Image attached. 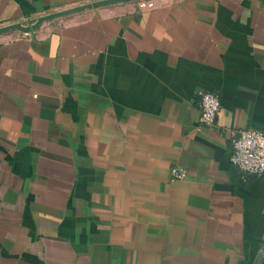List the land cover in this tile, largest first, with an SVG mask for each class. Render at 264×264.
Wrapping results in <instances>:
<instances>
[{"label":"crops","instance_id":"crops-1","mask_svg":"<svg viewBox=\"0 0 264 264\" xmlns=\"http://www.w3.org/2000/svg\"><path fill=\"white\" fill-rule=\"evenodd\" d=\"M89 1L0 0V26ZM61 18L0 45V264H252L264 173L238 175L228 134L264 131V0Z\"/></svg>","mask_w":264,"mask_h":264},{"label":"built area","instance_id":"built-area-1","mask_svg":"<svg viewBox=\"0 0 264 264\" xmlns=\"http://www.w3.org/2000/svg\"><path fill=\"white\" fill-rule=\"evenodd\" d=\"M33 19L34 17L31 19L26 18L21 22L29 24ZM61 19L59 17L42 23L57 21V23L63 24L64 21ZM32 31L34 30L21 31L14 29L0 33V45L27 37ZM196 95L198 97L199 123L203 128H212L219 109L218 97L215 93L206 90H198ZM228 135V160L236 169L238 175L241 178L262 175L264 173V131L258 128L246 127L231 129ZM169 174L174 179L183 176V172L175 167L170 168Z\"/></svg>","mask_w":264,"mask_h":264},{"label":"water","instance_id":"water-1","mask_svg":"<svg viewBox=\"0 0 264 264\" xmlns=\"http://www.w3.org/2000/svg\"><path fill=\"white\" fill-rule=\"evenodd\" d=\"M127 1H133V0H91L89 2L80 3L77 5L69 6L63 9H59V10H55V11H51V12L38 15L34 17L32 22L29 24H24L21 21H17V22L6 24V25H1L0 33H4L10 30H14V29L21 30V31H31V30L36 29L44 21H48V20L63 17V16H69L71 14H76L84 10L94 9L97 7H102L106 5H112V4H117V3L127 2ZM262 255H264V245L257 251L252 264H259V261Z\"/></svg>","mask_w":264,"mask_h":264},{"label":"rangeland","instance_id":"rangeland-1","mask_svg":"<svg viewBox=\"0 0 264 264\" xmlns=\"http://www.w3.org/2000/svg\"><path fill=\"white\" fill-rule=\"evenodd\" d=\"M95 9V8H94ZM87 11V10H86ZM64 17H66V16H64Z\"/></svg>","mask_w":264,"mask_h":264}]
</instances>
